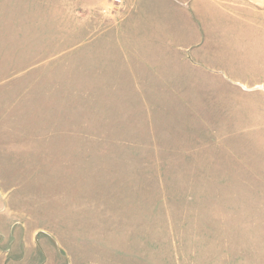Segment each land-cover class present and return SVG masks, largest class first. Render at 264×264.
<instances>
[{
    "label": "rangeland",
    "instance_id": "rangeland-1",
    "mask_svg": "<svg viewBox=\"0 0 264 264\" xmlns=\"http://www.w3.org/2000/svg\"><path fill=\"white\" fill-rule=\"evenodd\" d=\"M125 3L0 0V229L72 264H264L263 14Z\"/></svg>",
    "mask_w": 264,
    "mask_h": 264
},
{
    "label": "crops",
    "instance_id": "crops-1",
    "mask_svg": "<svg viewBox=\"0 0 264 264\" xmlns=\"http://www.w3.org/2000/svg\"><path fill=\"white\" fill-rule=\"evenodd\" d=\"M238 1L244 2V0ZM245 1L256 5L257 7L253 8L252 11L255 10L257 13L263 14L262 17H264V0ZM262 17L255 19L257 21ZM39 231L40 229L33 230L30 240H28L25 233L15 231L3 232L0 229V264H72L71 259L62 252L61 254L60 252L58 253L54 245H52L54 252L52 251L49 254L42 242L35 241V235ZM43 241L46 244V240L44 239Z\"/></svg>",
    "mask_w": 264,
    "mask_h": 264
},
{
    "label": "built area",
    "instance_id": "built-area-1",
    "mask_svg": "<svg viewBox=\"0 0 264 264\" xmlns=\"http://www.w3.org/2000/svg\"><path fill=\"white\" fill-rule=\"evenodd\" d=\"M114 8H118V9L127 8L125 0H108V6L104 8L103 13H105V15L109 14V12L113 14Z\"/></svg>",
    "mask_w": 264,
    "mask_h": 264
}]
</instances>
